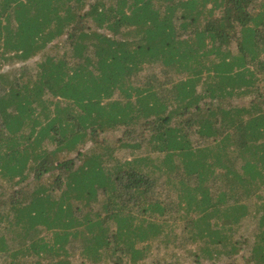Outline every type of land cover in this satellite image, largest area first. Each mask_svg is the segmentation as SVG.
Masks as SVG:
<instances>
[{
  "label": "trees",
  "instance_id": "obj_1",
  "mask_svg": "<svg viewBox=\"0 0 264 264\" xmlns=\"http://www.w3.org/2000/svg\"><path fill=\"white\" fill-rule=\"evenodd\" d=\"M172 248L264 264V0H0V264Z\"/></svg>",
  "mask_w": 264,
  "mask_h": 264
},
{
  "label": "rangeland",
  "instance_id": "obj_2",
  "mask_svg": "<svg viewBox=\"0 0 264 264\" xmlns=\"http://www.w3.org/2000/svg\"><path fill=\"white\" fill-rule=\"evenodd\" d=\"M19 67V65H14L13 67L11 66V67H9V66H7V67H5V68H3V72H5V71H7V70H16L17 68ZM115 135H117V134H115ZM107 138H112L111 136H107ZM179 224H182V223H179ZM251 226H252V222H251V224H250ZM179 228H177L176 229V231H175V233L176 234H182L183 235V232H182V225H179L178 226ZM182 232V233H181ZM250 234H248L247 236H249ZM175 244V243H174ZM173 245V244H172ZM177 246V245H176ZM171 248V247H170ZM171 250H173V252L175 253H178V255H179V258H180V260H179V262L177 263V264H196V263H194V261H192V260H190V259H187L186 260V258H183L182 256H181V250L179 249V248H176V249H171ZM246 250H244V251H242L241 253H240V255H239V257L237 258V262L236 263H229V264H244L243 262H242V257H246ZM153 255L156 257V259L157 258H163V257H165V256H167V257H169L168 256V251H166L162 246H154V249H153ZM148 264H153V263H151V261H149V263ZM201 264V263H200ZM203 264H209V263H203ZM211 264H225V263H222L221 261L220 262H217V263H211Z\"/></svg>",
  "mask_w": 264,
  "mask_h": 264
}]
</instances>
